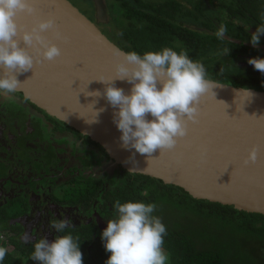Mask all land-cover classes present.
Masks as SVG:
<instances>
[{"label": "flooded vegetation", "instance_id": "1", "mask_svg": "<svg viewBox=\"0 0 264 264\" xmlns=\"http://www.w3.org/2000/svg\"><path fill=\"white\" fill-rule=\"evenodd\" d=\"M69 1L125 52L161 29L172 30L177 45L191 47L194 33L213 36L223 24L228 43L221 45V52H207L208 57L230 63L228 67L239 75L264 80V73L247 63L249 57H264V33L255 46L248 40L264 24V0ZM208 43L202 39L203 45ZM230 47L236 48L222 55ZM250 85L264 87L263 82ZM99 146L22 93L0 95V247L13 258H29L32 241L53 238L49 227L53 217L70 218L69 230L78 240L85 226H94L91 238L100 239L106 219L112 217L105 211L117 195L112 192L113 179L127 175L120 166L106 168L112 161Z\"/></svg>", "mask_w": 264, "mask_h": 264}, {"label": "water", "instance_id": "2", "mask_svg": "<svg viewBox=\"0 0 264 264\" xmlns=\"http://www.w3.org/2000/svg\"><path fill=\"white\" fill-rule=\"evenodd\" d=\"M34 7L40 18L53 16L66 39H53L60 49L58 57L42 59L33 70L17 75L21 82L18 92L99 144L112 161L106 168L120 166L129 173L178 188L197 200L264 216V91L210 80L219 84L212 89L214 99L211 90L200 97L196 121L188 122L186 135L178 139L172 150L157 149L149 158L135 154L121 146L119 132L112 122L115 109L103 98L104 85L95 80L113 77V53L125 51L69 0H35ZM17 23L27 28L33 18L21 13ZM114 83L128 92L127 82ZM242 88L251 95L237 98ZM95 91L101 95L87 94ZM101 108L103 111H97ZM93 111L97 115L89 121L94 118ZM253 145L257 148V160L245 165L242 158Z\"/></svg>", "mask_w": 264, "mask_h": 264}, {"label": "clouds", "instance_id": "3", "mask_svg": "<svg viewBox=\"0 0 264 264\" xmlns=\"http://www.w3.org/2000/svg\"><path fill=\"white\" fill-rule=\"evenodd\" d=\"M35 0H0V95L11 98L20 88L17 75L33 70L41 60H53L60 55L55 40L66 37L57 29L53 16L40 18L34 7ZM33 18L27 28L17 23L19 14ZM225 26L219 25L215 35L223 39ZM264 33V24L250 33L249 42L255 46ZM51 37V38H50ZM225 49L222 55H226ZM114 76H101L103 98L114 108L112 122L119 132V141L125 150L152 157L159 152L172 150L178 139L187 132L188 122H195L201 96L218 87L207 79L204 65L189 58L187 52L163 47L157 51H115ZM247 63L264 73V57H249ZM123 80L130 87L127 93L116 86ZM100 96V91L87 93ZM238 95L249 97L248 89ZM225 105L221 101L216 100ZM78 103V101H77ZM79 104V103H78ZM93 110V109H92ZM97 111H103L99 109ZM94 112V118L97 115ZM257 148L247 150L243 164L255 163ZM132 170V169H130ZM156 205L144 201H115L111 218L106 219L100 239L107 253L103 264H167L168 254L163 248L166 227L154 215ZM53 238L46 236L32 241L30 259L34 264H83L79 248L81 241L69 230L70 218L53 217L49 221ZM27 239V237H25ZM7 249L0 247V264Z\"/></svg>", "mask_w": 264, "mask_h": 264}, {"label": "trees", "instance_id": "4", "mask_svg": "<svg viewBox=\"0 0 264 264\" xmlns=\"http://www.w3.org/2000/svg\"><path fill=\"white\" fill-rule=\"evenodd\" d=\"M135 34L138 39L139 34ZM214 35L194 33L192 46L187 47L175 43L172 30L161 29L153 32L145 42L140 38L128 50L142 54L163 47H170L176 51L185 48L182 50L187 52L189 58L191 53L194 61L204 65L209 80L239 87H249L252 82L264 83L262 79L256 80L235 73L228 67L230 63L217 56L208 57L207 52H221L222 46L228 43L226 39H219ZM202 39H207L210 43L203 45ZM254 88L264 91V87ZM123 172L126 173L127 179L122 177L113 179L112 192L117 191L116 198L114 197L112 201L108 197L104 198L111 201V208L107 209L105 214L110 217L113 215L112 206L117 200L154 203L156 205L154 215L158 216L166 227L167 234L164 237L163 248L168 254L167 264H256V262L264 264L263 215L236 210L229 205L197 200L180 189L165 185L151 177ZM105 208L107 207L104 205L103 210ZM93 230L94 226H85L79 231L83 236L79 240L83 264H103L107 256L101 239L91 238ZM87 245H90L89 253L86 251ZM3 264H34V262L30 258H13L7 252Z\"/></svg>", "mask_w": 264, "mask_h": 264}, {"label": "rangeland", "instance_id": "5", "mask_svg": "<svg viewBox=\"0 0 264 264\" xmlns=\"http://www.w3.org/2000/svg\"><path fill=\"white\" fill-rule=\"evenodd\" d=\"M76 2H77V1H76ZM248 72H250L249 69H248ZM177 216H178V215H177ZM177 216H175V217H177ZM174 220H175V218H174ZM256 264H261V263H260V262H256Z\"/></svg>", "mask_w": 264, "mask_h": 264}]
</instances>
